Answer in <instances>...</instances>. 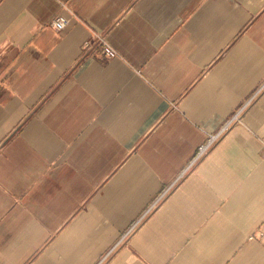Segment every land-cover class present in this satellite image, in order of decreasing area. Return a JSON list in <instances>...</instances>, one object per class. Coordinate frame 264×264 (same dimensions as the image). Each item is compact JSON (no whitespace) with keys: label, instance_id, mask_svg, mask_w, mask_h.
<instances>
[{"label":"crops","instance_id":"1","mask_svg":"<svg viewBox=\"0 0 264 264\" xmlns=\"http://www.w3.org/2000/svg\"><path fill=\"white\" fill-rule=\"evenodd\" d=\"M263 222L264 0H0V264H264Z\"/></svg>","mask_w":264,"mask_h":264},{"label":"built area","instance_id":"2","mask_svg":"<svg viewBox=\"0 0 264 264\" xmlns=\"http://www.w3.org/2000/svg\"><path fill=\"white\" fill-rule=\"evenodd\" d=\"M51 23H52V26H53V28L55 30H57V31H63V30H65L67 28V26L69 25L70 21H69V19L67 17H65L63 15H57V16H55L52 19ZM94 44L101 47V53L103 54V56H105L107 58H110V59L117 57L118 53L107 42L105 36H103L102 34H100V33L93 34V36L87 42H85L84 48H90ZM238 115L239 114H236L234 116V119H238ZM231 121L225 123L217 133L210 134L208 136V138L206 139V141L203 142L197 148V150L195 152V155H194V157L192 159V162H191L190 166H192L197 161H199L200 159H202L209 152V150L212 148V146L218 140V138L224 132H226L229 129V127L231 125ZM251 239H255V240H259V241H263L264 242V222L262 223V225L260 226V228H258V230L254 234V236L251 237Z\"/></svg>","mask_w":264,"mask_h":264}]
</instances>
